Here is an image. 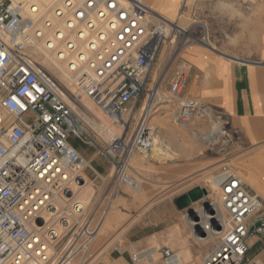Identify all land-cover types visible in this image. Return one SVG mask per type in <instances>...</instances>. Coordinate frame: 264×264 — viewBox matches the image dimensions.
I'll list each match as a JSON object with an SVG mask.
<instances>
[{
  "label": "built area",
  "instance_id": "obj_1",
  "mask_svg": "<svg viewBox=\"0 0 264 264\" xmlns=\"http://www.w3.org/2000/svg\"><path fill=\"white\" fill-rule=\"evenodd\" d=\"M33 1L0 0V264L52 260L48 251L56 232L52 226L44 228L43 212L53 209L58 197L72 195L73 181L85 182L80 172L87 161L71 142V135L84 140L87 130L95 131L83 115V99L91 100L125 133L130 108L148 92L129 142L116 134L109 140L116 194L123 185H136L129 172L131 156L153 150L156 128L150 118L157 103L178 102L176 120L182 125L208 113L197 98L183 96L191 65L182 58L164 97L157 84L146 89L166 38L181 37L179 50L194 41L190 32L181 33L145 0H40L48 7L38 17L42 31L22 13ZM34 38L42 42L43 54L66 64L73 91L67 92L29 52ZM206 187L203 218L197 210L188 219L197 241L210 236L218 240L203 264H243L247 239L264 234V202L229 165ZM74 210L80 215L85 208L76 203ZM97 230L83 223L69 254L75 248L87 254ZM158 251L164 264H183L173 250Z\"/></svg>",
  "mask_w": 264,
  "mask_h": 264
},
{
  "label": "crops",
  "instance_id": "obj_2",
  "mask_svg": "<svg viewBox=\"0 0 264 264\" xmlns=\"http://www.w3.org/2000/svg\"><path fill=\"white\" fill-rule=\"evenodd\" d=\"M145 2L166 15L176 16L181 8V0ZM213 4L227 7L224 11L231 16L225 18V35L240 43L256 42L252 46L230 47L208 40L191 44L181 56L191 65L183 96L197 98L230 126L229 163L264 202V0H214ZM171 7H175V12L170 11ZM233 24L238 27L230 34L227 29ZM204 27L209 38V29L206 24ZM140 154L131 160L130 171L136 185H123L117 194L105 191L96 202L86 206L83 223L98 226V230L79 263L141 264L134 262L132 256L143 258L159 244L176 253L188 252L189 262L203 264L187 218L189 209L176 206L173 191L176 185L196 174L197 164L193 165L187 157L158 163ZM89 162L92 166L90 159ZM97 163L104 166L102 161ZM247 244L244 264H264V234L249 237ZM150 264H164L163 257Z\"/></svg>",
  "mask_w": 264,
  "mask_h": 264
},
{
  "label": "rangeland",
  "instance_id": "obj_3",
  "mask_svg": "<svg viewBox=\"0 0 264 264\" xmlns=\"http://www.w3.org/2000/svg\"><path fill=\"white\" fill-rule=\"evenodd\" d=\"M214 0H181L180 6L181 8L178 10L176 16L175 15H166L161 14L164 18H172L176 19L173 21L178 25L179 22L184 25L185 28L189 29V32L193 35L191 39L195 41L194 43H189L184 46L180 50L178 49L180 46L181 37L175 38L173 43H170L166 48L165 52L164 47L166 43L163 44L162 49L159 52L158 59L154 65V68L149 77L146 89L149 90L155 84L158 85L160 89L161 95L164 97L167 89L169 87L168 80L171 78L178 61L182 58V53L191 45V44H199L200 41H211L217 44H228L230 46H242L244 45H255L256 40H242L240 42H236V39L229 38V35H225L222 31L224 28V23L228 18L230 19V15L226 14L224 10L226 8H219L214 6ZM212 4V5H211ZM154 8V7H152ZM173 12H175V7L170 8ZM222 18V19H221ZM236 18V17H234ZM235 21V20H233ZM205 24L209 29V38L205 35ZM232 27V28H231ZM238 24H233L227 29L228 33H232L233 29H237ZM187 34V33H183ZM173 39V35L168 38L170 41ZM248 41V42H246ZM247 43V44H246ZM246 48V47H245ZM32 53V52H30ZM165 53V54H164ZM33 57L37 62L40 63L38 57L32 53ZM65 86V85H64ZM75 86H68L66 88L70 90H74ZM148 92H144L140 102L136 107L130 108L129 118L130 125L127 128L125 133L122 132V127L120 125H116V127L120 130L121 135L126 143L131 139L137 123L139 121V117L141 114V108L145 104V101L148 100ZM84 102H92L91 100L85 98L83 102H80V106L83 109ZM93 104V103H92ZM94 109L96 112H101V110L95 105ZM179 108V103H157V108L155 112H153L150 118V125L156 128V138H158V142L160 143V150L156 152H149L145 154H140V152H135L130 159V169H131V160L134 155H141L142 158L148 159L152 158L158 163L166 162L170 159H178L184 160L186 157L187 160H190L192 164H197L196 174L189 176L182 183L178 184L173 188L174 195L177 197L187 193H183L188 187L193 188L200 186L206 187L210 178H212L224 165H229L234 171H236L229 163V154H230V144L232 140V133L230 126L224 121L220 114L214 113L211 110H208L207 114L204 115H196L192 118V120L185 125L180 124L176 120L177 110ZM105 119L107 123H111L112 120L105 115ZM89 122V121H88ZM217 122L222 126V130H224V135L220 138L217 137L213 140H208V136L210 134H214V123ZM98 131L87 130V136H84V140H81L75 135H71V142L77 148L78 151L82 154L81 150L84 152L82 156L89 164V159L91 160V165H88L80 172V174L86 179V182L89 185V189L85 192V194L79 198L77 201H81L83 203V207L86 209L88 204H93L97 201V199L105 193V191L114 192V184H116V173L115 167L113 163V156L108 153L110 149V141L103 139L101 134ZM156 142V141H155ZM154 148V147H153ZM114 154L115 151L113 152ZM92 158H89L91 157ZM88 157V158H87ZM97 160L102 164L97 163ZM186 161V160H185ZM191 164V163H190ZM129 172L131 174V171ZM189 172V171H187ZM237 172V171H236ZM187 177V175H184ZM85 183V182H84ZM81 183V184H84ZM80 185V184H79ZM146 184L142 183V186ZM148 185V184H147ZM70 187L75 191L78 189V184L74 181L70 184ZM108 187V189H107ZM192 188V189H193ZM160 186V190H161ZM68 196H71L69 194ZM175 198V199H176ZM62 201L65 204L69 205L70 212L72 211V201L67 200V198L62 196ZM81 199V200H80ZM55 206H59L57 201L53 202ZM202 201L196 202L192 207L197 212L202 206ZM59 211V221H62L67 217L72 220V217L68 216L67 213H64L63 207L60 205ZM52 210V209H51ZM62 214V215H61ZM84 213L78 215L77 219L73 220L71 223V227L69 229H64L63 234L55 241L52 246L53 250L49 251L52 260L48 264H57L63 257L69 254V250L71 247V243H68L69 239L72 238L75 241L76 233L79 232L80 226L84 222ZM187 218L189 219L188 215ZM65 223V221H64ZM59 226V222L57 223ZM56 226V227H57ZM55 227V226H52ZM55 227V228H56ZM62 227V226H61ZM63 229V227H62ZM197 245L199 247V256L200 260L203 261L204 258L209 253V249L212 250V244L205 246L203 242L197 241L195 238ZM72 241V242H73ZM81 241L76 243V245L80 244ZM77 245V247H78ZM203 245V246H202ZM155 246V245H154ZM159 246V245H156ZM210 246V247H209ZM76 247V246H75ZM162 249L161 246H159ZM203 247V248H202ZM51 248V247H50ZM77 249L75 248V251ZM206 250V251H205ZM73 251L71 253V261L70 264H83L80 262L83 251L79 250L78 252ZM56 253V254H55ZM157 260L160 261L162 258L161 251L157 252ZM182 251H178V255H182ZM137 254L132 256V260L136 262ZM190 258L186 260L185 264H189ZM155 262V263H156ZM245 263V260L243 264ZM202 264V263H201Z\"/></svg>",
  "mask_w": 264,
  "mask_h": 264
},
{
  "label": "bare ground",
  "instance_id": "obj_4",
  "mask_svg": "<svg viewBox=\"0 0 264 264\" xmlns=\"http://www.w3.org/2000/svg\"><path fill=\"white\" fill-rule=\"evenodd\" d=\"M256 1L257 0H252V3L256 2ZM47 9H48V7L46 5H42V2L40 0H34L32 4L25 5L22 8V13H23V15L25 17H27L30 20H32L35 24L37 23L36 24V26L38 27L37 30L42 31V24L38 23V17H39V15L44 14L47 11ZM153 10L155 11L154 8H153ZM170 11H171V9H170ZM158 13L159 14H163L161 12H158ZM167 19L172 21V22L176 20V19H174V17H173V19L172 18H167ZM176 26H177L176 28H178V30L181 33L189 34V29L185 28L184 25H182L181 22H179L178 25H176ZM169 34L170 33H168L167 36H169ZM168 38L169 37H167L166 40H165L166 45L164 47V51L163 52H165V50L168 47V45L170 43H173L174 40H175V37H173V39H171L170 41L168 40ZM207 44H209V43H207ZM43 51H44V47L42 45V42H40L39 39L34 38V41L29 46V52H32L34 55H36L38 57V59L40 61V64L43 65L47 70H49L51 72V74H53V76H55V78H57L60 81L62 87L67 92H71L70 89H68L66 87L74 86V78H73L72 74L67 70L66 64H61V62L58 61L54 57V55H50L48 53L47 54H43ZM159 93H160V89H159ZM92 103L93 102H84L82 110H83V115L92 124V126L95 128V130H97L101 134L103 139H105V140H110L112 138L113 134H116V135L120 136L121 132L116 127V125L113 122L107 123L106 119H105V114L102 111L101 112H96L95 109H94V105H93L94 103L93 104ZM147 103H148V100L145 101L144 105H146ZM213 130H214V134L213 133L210 134L208 136V140H213V139H215L217 137L220 138L225 133L224 130H222L221 125L219 123H217V122L214 123ZM160 148L161 147H160V143L158 142V138H156V140L154 138V148H153L152 151L153 152L159 151ZM84 166H85V163H84ZM211 179L212 178H210L208 180L210 181ZM88 189H89V185L86 182V179H85V183L84 184H80V185L78 184V189H76L75 191L72 189V191H73L72 195L67 198V200L72 201L71 202L72 208H73V206L76 203H79L80 205L83 206V203L81 201H77V200L79 198H81ZM62 200L63 199L61 197H58L56 199V201L59 204V206H55L54 205L52 210H46V211L43 212V218L45 220L44 228H46L48 226H55L56 227L57 223L59 222V226H57L56 228L54 227V230L56 232L55 241H58V239L63 234L64 229L66 230V229H69V227H71L72 221L77 219V217H78V215L80 213L77 210H74V212H72V211L70 212L69 205L65 204L66 202L64 201L65 202L64 203ZM60 205L63 207V209L65 211L64 213H67L68 216L72 217V220L69 217H67V218H65L63 220V223H62V221H59V218H60L59 211L61 209ZM198 212H199V215L203 218L202 210L199 209ZM64 221H65V223H64ZM197 224H199V222H197ZM61 226L63 227V229H62ZM72 241L73 240L71 238V239H69L68 243H71ZM203 243H204L205 246H208L209 244H212V250H213L218 245V240L216 238L210 236L208 239H206V241H203ZM158 248H160V247L156 246V245L153 246L151 248L150 252H148L146 256H144L143 258H138L137 257L136 261L140 262L141 264L155 263L156 260H157L156 256L158 254L157 253ZM53 249L54 248L51 245V248L49 249V251H52ZM212 250L209 249V252H211ZM49 251H48V254L50 255ZM71 257H72L71 254H68L65 257H63V259L60 260V262L62 264H70V261L72 259ZM179 257H180L181 262L183 264H185L186 260L190 258V255H189L188 252H183L182 255H179ZM192 261L193 260H191V262L189 264H197L196 262H192Z\"/></svg>",
  "mask_w": 264,
  "mask_h": 264
},
{
  "label": "water",
  "instance_id": "obj_5",
  "mask_svg": "<svg viewBox=\"0 0 264 264\" xmlns=\"http://www.w3.org/2000/svg\"><path fill=\"white\" fill-rule=\"evenodd\" d=\"M209 193L208 187H200L197 186L191 190H189L187 193L177 197L175 199V204L179 209H189L188 217H193L196 211L193 209V205L203 200L205 206L208 205L207 195ZM39 223H42V220H39Z\"/></svg>",
  "mask_w": 264,
  "mask_h": 264
}]
</instances>
